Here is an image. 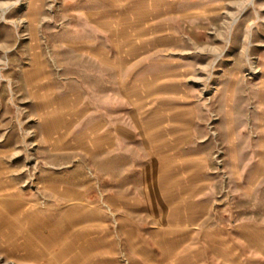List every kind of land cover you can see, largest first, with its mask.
Instances as JSON below:
<instances>
[{
	"label": "rangeland",
	"instance_id": "rangeland-1",
	"mask_svg": "<svg viewBox=\"0 0 264 264\" xmlns=\"http://www.w3.org/2000/svg\"><path fill=\"white\" fill-rule=\"evenodd\" d=\"M0 264H264V0H0Z\"/></svg>",
	"mask_w": 264,
	"mask_h": 264
}]
</instances>
